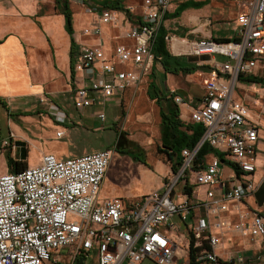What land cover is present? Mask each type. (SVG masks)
Masks as SVG:
<instances>
[{"label":"built area","instance_id":"2783aa9c","mask_svg":"<svg viewBox=\"0 0 264 264\" xmlns=\"http://www.w3.org/2000/svg\"><path fill=\"white\" fill-rule=\"evenodd\" d=\"M68 1H77L88 13L98 12L100 25L119 22L116 11L96 7L92 0ZM170 3L142 0L138 22L121 32L118 38L124 43L116 44L110 54L101 43L77 47L74 72L78 77L70 89L75 110L97 106L98 98L102 108L115 98L121 102L125 90L136 89L150 74L152 45ZM235 23L234 36L228 42L208 39L188 44V55L211 57L208 73L189 74L202 77L196 81L201 86L196 106L191 108L174 88L167 94L175 105L190 107L188 114H179L180 118L201 125L203 132L192 149L181 150L177 170L161 189L140 199L100 200L111 148L66 159L43 154L35 166L0 175V264H44L55 251L67 247L71 248L70 264L90 258L95 264H141L146 260L171 264L180 259L184 249L189 261L190 241L194 249L203 247L195 253L196 264L252 263L242 258L221 259L216 249L225 231L264 236V215L258 212H253L247 223L231 224L222 218L231 202L241 203L256 190L251 175L256 168L259 137L264 133V86L258 90L252 88L254 84L241 86L238 76L255 75L264 59V0L240 4ZM81 33L99 37L101 26L85 27ZM96 118L105 123L103 109ZM66 119L64 114L56 116L58 123ZM63 135V131L56 133V137ZM9 137L11 140L13 134ZM3 144L10 145L8 141ZM203 146L210 152L200 160L198 153ZM222 165L232 171L223 175ZM189 185L205 187V198L197 199L192 191L188 195ZM174 219L187 234L186 248L169 236V230H177Z\"/></svg>","mask_w":264,"mask_h":264},{"label":"crops","instance_id":"0c3cea01","mask_svg":"<svg viewBox=\"0 0 264 264\" xmlns=\"http://www.w3.org/2000/svg\"><path fill=\"white\" fill-rule=\"evenodd\" d=\"M92 1L96 7L104 8L103 3L113 0ZM245 1L248 0H171L168 12L165 15L161 27L165 33L166 50L171 56L179 59V61L187 64H197L211 70L210 65H201L207 64L211 57L200 56L207 57V59L201 61H189L188 56L190 55L187 54L188 44L191 41L208 39L216 41L231 40L235 33V19L239 13L240 4ZM141 3L142 0H122L120 3V7H122L121 10L110 9L116 11L119 17V22L116 25H110V29L108 30L110 32V39L112 32H124L138 22L137 16L141 11ZM193 3L204 4L199 8L186 7L181 11L179 16L172 17V14L177 9ZM68 5L72 14V36H70L65 29L63 15L55 9V0H0V101L6 105L5 107L0 105V107L3 108V113L2 115L0 114V137H9L10 133L13 134V137H26L19 131V128L16 125H13L10 117L16 116V118H19L28 115L37 116L39 120H30L37 125V130H40L43 127L41 124L42 121L44 124L56 128V130L53 137L45 138L41 134L35 135L36 137L49 139L51 141L67 138V140L64 141L70 148V151L61 154L52 146L44 148V142L40 139L41 142H39L38 145L40 148L39 157L43 154H52L60 159H66L103 150L91 151L92 137H83L84 133H89L91 130L96 131L102 126L104 127L102 130L105 129L104 125L106 120L104 124L101 123L100 127H95L94 124L96 113L101 109H103L105 113V108L98 106L101 103V98H98L97 106L77 111L73 107V95L70 92L72 80L75 77H78L75 72L73 73V79L71 77V37L77 47H79V45L94 46L99 43L102 44L103 40L101 38L98 40L95 37H88L89 39L87 40L84 39L86 37L81 33L82 28L84 27L83 24L87 18H92L96 21L94 25L89 26L88 28L96 26L102 27V25H100L98 21V12L86 13L83 5L77 1H68ZM102 47L105 53L108 54L111 52V50L106 51L104 44H102ZM152 70L153 74L150 73L152 76L150 82L152 81L154 83L157 92L161 96L169 97L167 94L168 90L176 86L174 81L175 75L164 73L160 63L155 60ZM168 77L171 82L170 87H167L166 85ZM161 78L163 85L160 83ZM148 84H146L143 93L147 100L151 102V107L153 109L156 104L155 99H150L147 95ZM240 85L243 86L244 83H240ZM260 87L262 86L254 84V87L252 88L258 90ZM129 91H131L130 94H135L133 93L135 92V89H127L123 92L122 97L123 95L125 97ZM197 91L198 92L191 89V93L196 92L197 94L188 95L187 93L186 95H182L183 92L177 90L178 94L187 101V104L191 108L196 106V100L201 93L200 89ZM138 94L141 95L142 92L140 91ZM122 97L120 101H122ZM42 98H46V101L40 102L39 100ZM135 99H137V97ZM68 100L69 103L66 104ZM111 102L118 105L121 103L118 102V98H115L108 103ZM71 107L76 112L78 120L73 119L70 112H67L70 111ZM177 107L181 113V107ZM190 107H183L186 114L189 113ZM62 114L66 115L67 119L63 123H58L56 121V116H62ZM105 119H107L106 114ZM96 120L98 119L96 118ZM186 121L188 122V120ZM52 122L56 125H53ZM65 123L70 124V132L76 129L80 130L77 131V133L81 132V137H70L72 134L69 131L59 127V124ZM13 126L17 129V132L20 135L17 136L14 134ZM59 131L64 132L62 137H56V133ZM150 134L155 136L154 131L150 132ZM157 134L160 137V130L157 131ZM66 135L69 137H64ZM45 143L48 142L46 141ZM6 147H3L1 151L6 153ZM10 147L12 149L10 151L11 154H9L10 158L14 161H18L19 158H15L18 148ZM70 155L74 156L67 157ZM37 164L38 163H35L31 166ZM255 165V171L251 175V179L256 185L255 192L241 203L231 202L228 205V210L222 214V218L231 224L237 223L238 221H244L245 223L249 222L253 212H258L259 214L264 215V133L259 137ZM222 166L226 169V173H222L223 175L232 171L230 167L226 165ZM7 171L8 167L6 163L4 166V172ZM108 178L109 175L106 172L101 188L106 187ZM159 186L160 179L158 187L155 188V190H157ZM188 187L192 186L189 185ZM101 188L100 193L102 190ZM201 188L203 191L200 196L199 192ZM191 191L193 195L197 196V199L203 200L205 198V187L200 186L193 188ZM150 192H152V190L143 192L139 196L146 195ZM115 197L134 199L136 196H125L117 190L104 192L101 196L99 195L100 200ZM198 213H201V211ZM241 216L243 217V220H239V217ZM173 223L177 226L178 231L182 230L185 232L181 223H179L177 219H174ZM183 247L186 248L187 245ZM216 253L224 260L242 258L247 261L252 260L251 264H264V236L251 237L250 235H242L236 231H225L218 244ZM186 254V250H182L178 256L180 259L173 260L171 264H190L188 261V255ZM70 261L71 248L67 247L55 251L52 254L51 260L45 263L70 264ZM141 264L156 263L146 260Z\"/></svg>","mask_w":264,"mask_h":264},{"label":"rangeland","instance_id":"374dc122","mask_svg":"<svg viewBox=\"0 0 264 264\" xmlns=\"http://www.w3.org/2000/svg\"><path fill=\"white\" fill-rule=\"evenodd\" d=\"M85 12L88 13L87 11ZM95 23V19L87 18L85 19L83 28H85V26H92ZM109 29V24H103L99 37H95L98 40H100V38L103 40L102 44H104L106 51H112L115 48V45L120 42L124 43L118 38L121 34L118 31L112 32L110 39V32L108 31ZM84 39L88 40L89 38L86 37ZM216 58L218 60L223 59V57L221 56H216ZM188 59L189 61H201L207 59V57L188 56ZM112 60L115 59L112 58ZM201 65L209 66L208 63ZM119 67H121V65ZM197 71H201L205 74L208 73L210 70L201 69ZM255 75L261 77L264 76V60L259 64ZM151 77L152 76L149 74L143 79V81L135 89V92H133L135 94H130L131 91H129V93L126 94L125 97L123 95L120 105L113 104L112 102L106 105L105 114L107 119L104 125V130H91L89 131V133L86 132L83 134V137H92L91 151L108 148H111L113 150L111 161L107 170L109 178L107 179L106 187L101 188V193L99 192L100 196L104 192L117 190L125 196H136L134 197V199H140L144 196H139L141 193L146 192L148 190L156 191L155 188L158 187L159 179L160 186L157 190L161 189L163 182L168 179L171 174L174 173L171 170V163L168 160L167 155L164 152L160 151L161 142L160 137L157 134V131L160 129V117L157 110L158 106L154 105L155 108L152 109L151 102L147 100L146 96L143 93L146 84H148L150 80H152ZM201 78L202 77L199 76L191 77L189 75L175 76L174 81L176 83V86H174L173 88L175 90L183 92L182 95H186L187 93L188 95L197 94L196 92H198V89L201 90V86L197 84L196 81H200ZM160 80V83L163 85L162 78ZM166 85L167 87L171 86L169 77L167 79ZM191 89L195 90L196 92L191 93ZM130 90H132V88ZM140 91L142 92L141 95L138 94V92ZM238 92L237 94H239ZM239 96H241V94H239ZM136 97L137 99H135ZM67 103H69V100L66 102V104ZM67 112H70V115L71 117H73V119L78 120L76 112L73 110L72 107L70 108V111ZM2 113L3 108L0 107V114L2 115ZM181 113H185L183 107L181 108ZM21 117L16 118V116H11L10 119L13 125H16L19 128V131L23 133L26 137H13L11 140L10 137H0V175L5 173L4 166L6 165V156H9V154H11L10 151L12 150L10 145L18 148V151H16L15 155L16 159L21 156L23 151L26 152V166H31L35 163H39L40 160V148L38 147V145L39 142H41L40 139L42 138L36 137L35 135L41 134L45 138H49L53 137L55 134L56 128L44 124L43 121L41 122L43 127L40 130H37V125L30 121L31 119L39 120L37 116L28 115ZM52 124L56 125L54 122H52ZM94 124L95 127H100L101 125V123L96 120V118ZM59 127L62 129H66V131H71L70 124H59ZM12 128L14 134H16L17 136L20 135L17 132V129L14 128V126ZM77 131L80 130L76 129L70 132L72 134L70 135V137H81V132L77 133ZM119 131L120 133H118ZM152 131L155 132V136H152L150 134V132ZM120 134H122V136H120ZM117 135L120 136V138L116 144L115 142L118 139ZM64 137L69 136L66 135ZM4 140L10 143V145H8L5 149L6 153L1 151V149L4 147ZM64 140H67V138L56 141L42 139V142H44V148H49L52 146L56 148V151L60 152L61 154H65L70 151V148ZM46 141L48 143H45ZM117 150L119 151L117 152ZM122 150L129 151L131 154H134L136 158L140 157L141 160L132 159L130 155L123 154V152L121 153L120 151ZM73 156L74 155H70L67 157ZM56 158L60 159L58 157ZM221 167L222 173H226V169L223 166ZM175 191L179 192V189L176 188ZM202 191L203 190L201 188L199 192L200 196L202 195ZM181 231L171 229L169 230V236L170 238L175 240V242L179 246H186L187 234ZM83 264H94V262L93 259L90 258L85 260Z\"/></svg>","mask_w":264,"mask_h":264},{"label":"trees","instance_id":"16d2710c","mask_svg":"<svg viewBox=\"0 0 264 264\" xmlns=\"http://www.w3.org/2000/svg\"><path fill=\"white\" fill-rule=\"evenodd\" d=\"M122 0H113V1H106L103 3L104 8L108 9H118L121 10L122 7H120V3ZM204 3H193L188 4L180 7L177 9L173 14L172 17H177L181 13V11L186 7H192V8H199ZM55 9L60 12V14L63 15L64 21H65V29L67 33L72 36L73 30H72V14L69 9L68 0H55ZM219 42H228V40L225 41H219ZM77 46L75 45V42L73 38L71 37V46H70V70H71V77L73 79V73H74V55L76 52ZM154 60L158 61L164 71V73H169L172 75H187L191 74L197 70H201L203 67L197 64H187L182 61H179V59H176L175 57L171 56L169 52L166 50L165 47V33L162 28H160L159 33L152 45L151 49ZM264 60V59H263ZM262 60V61H263ZM261 61V62H262ZM260 62V63H261ZM208 69V68H207ZM151 74H153V70L151 71ZM238 81L240 83H249V84H256L260 86H264V76H256V75H250V76H238ZM147 95L150 99H155V104L158 106V114L160 117V142H161V152H164L167 155L168 160L171 163V170L172 172H175L180 164V152L182 149H192L197 141L200 139L203 127L199 124H192L187 121H184L180 118V111L178 107L175 105L171 97H165L161 96L156 88L154 83L151 81L148 84L147 87ZM0 105L5 107L6 105L0 101ZM122 136V134H120ZM120 136H118L117 141L119 140ZM119 150H117L118 152ZM123 154H128L131 156L134 160H141V158H136L134 154H131L127 150L120 151ZM210 152L209 148L207 146H203L198 153V159H202L203 156L208 154ZM23 159H19L18 161H14L10 158V156H6V163L8 167L9 172H17L23 168L26 167V152H24ZM220 160L224 161L223 158L219 153H215ZM143 161V160H142ZM229 166H231L234 170L236 168L231 163H227ZM236 172H238L236 170ZM192 187H186V193L188 195H191ZM193 242L190 241L189 243V262L190 264L195 263V253L200 252L203 247L194 249L193 248ZM196 264V263H195Z\"/></svg>","mask_w":264,"mask_h":264},{"label":"water","instance_id":"95a60500","mask_svg":"<svg viewBox=\"0 0 264 264\" xmlns=\"http://www.w3.org/2000/svg\"><path fill=\"white\" fill-rule=\"evenodd\" d=\"M23 153H24V151H23ZM23 153H22L21 156L19 157L20 160L23 159V157H24ZM78 263H79V264H82V260L79 259Z\"/></svg>","mask_w":264,"mask_h":264}]
</instances>
